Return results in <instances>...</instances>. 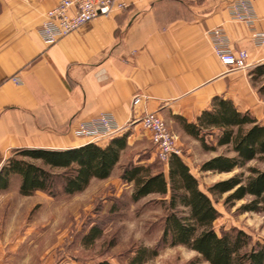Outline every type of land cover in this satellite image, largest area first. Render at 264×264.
Instances as JSON below:
<instances>
[{"label":"crops","instance_id":"obj_1","mask_svg":"<svg viewBox=\"0 0 264 264\" xmlns=\"http://www.w3.org/2000/svg\"><path fill=\"white\" fill-rule=\"evenodd\" d=\"M58 1L0 0V168L15 149L93 142L78 134V123L102 112L113 114L123 127L116 135L126 133L136 155L151 142L138 120L144 113L187 134L183 123H195L215 96L264 125V93L249 74L264 64V45L252 41L253 31H264V0H250L252 26L230 18L234 0H126L121 11L47 45L38 27ZM218 26L231 47L247 51L249 67L231 71L219 61L208 38ZM138 93L145 97L132 106ZM13 176L0 202L32 197L19 193Z\"/></svg>","mask_w":264,"mask_h":264},{"label":"trees","instance_id":"obj_2","mask_svg":"<svg viewBox=\"0 0 264 264\" xmlns=\"http://www.w3.org/2000/svg\"><path fill=\"white\" fill-rule=\"evenodd\" d=\"M249 74L252 83H258L257 90L264 93V64L257 65ZM210 106L195 123L184 122L183 128L187 134L199 138L205 149L224 146L233 155H214L201 163L200 170L226 173L244 170L214 182L207 191L215 196L226 194L225 203L245 199L239 206L241 212L264 213V169L247 166L250 161L264 163V125L249 111H238L230 99L215 96ZM212 129L218 132L216 143L208 146L202 132ZM126 136V133L111 136L104 145L95 141L66 149H15L0 168V192L7 189L12 175L20 178L22 196L38 191L52 197L58 192L65 195L82 192L92 179L108 178L120 164L127 147ZM165 165L159 167L155 161L146 163L139 159L128 161L121 168L120 179L132 186V201L158 195L166 210L159 243L152 248L138 247L127 264H142L156 257L160 244L186 246L209 264H264V242H253L248 233L237 227L216 232L214 220L218 209L200 188L190 166L178 155H171ZM97 264L112 263L103 260Z\"/></svg>","mask_w":264,"mask_h":264},{"label":"rangeland","instance_id":"obj_3","mask_svg":"<svg viewBox=\"0 0 264 264\" xmlns=\"http://www.w3.org/2000/svg\"><path fill=\"white\" fill-rule=\"evenodd\" d=\"M169 130L177 136L180 157L218 209L214 220L216 232L237 227L248 233L253 242H264V213L241 212L239 206L245 199L225 203L226 194L215 196L207 191L214 182L244 169L227 173L201 171V163L214 155H233V152L224 146L205 149L199 138L179 133L178 126L175 132ZM202 134L208 146L215 145L217 131L204 130ZM153 150L151 142L137 155L134 150L125 148L121 163L111 175L106 179H92L82 192L69 195L58 192L53 197L38 192L27 200L0 202V218L3 219L0 264H97L103 260L127 264L138 247H155L160 241L162 218L166 213L159 196L149 195L134 202L130 195L131 184L120 179L121 168L128 161H155L159 167H165L166 162L158 160ZM247 166L264 169V163L257 160L248 162ZM14 178L19 179L17 175L11 179ZM95 230L98 232L94 233ZM157 253L142 264H209L182 245L160 244Z\"/></svg>","mask_w":264,"mask_h":264},{"label":"built area","instance_id":"obj_4","mask_svg":"<svg viewBox=\"0 0 264 264\" xmlns=\"http://www.w3.org/2000/svg\"><path fill=\"white\" fill-rule=\"evenodd\" d=\"M125 7L126 0H59L45 12L38 27V34L49 45L87 25L93 18L121 11ZM228 11L230 18L244 21L249 26H252L256 20L250 0L232 1L228 5ZM253 32V44L262 47L264 31ZM208 38L215 55L227 70L239 71L249 67L247 51L231 47L226 32L220 26L209 29ZM144 97L143 93L134 95L131 101L132 106L138 105ZM138 120L148 131L158 160L167 162L171 155H181L177 148V136L169 130L165 121L157 113H144ZM122 130L123 127L116 122L110 112H102L90 120L80 121L77 127L79 135L88 137L93 142L102 137L110 138Z\"/></svg>","mask_w":264,"mask_h":264}]
</instances>
